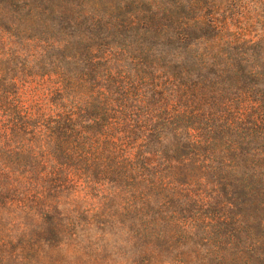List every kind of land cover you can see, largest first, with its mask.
<instances>
[{
    "label": "trees",
    "instance_id": "1",
    "mask_svg": "<svg viewBox=\"0 0 264 264\" xmlns=\"http://www.w3.org/2000/svg\"><path fill=\"white\" fill-rule=\"evenodd\" d=\"M231 4L0 0V264H110L118 233L114 264H169L206 204L264 264V34Z\"/></svg>",
    "mask_w": 264,
    "mask_h": 264
},
{
    "label": "rangeland",
    "instance_id": "2",
    "mask_svg": "<svg viewBox=\"0 0 264 264\" xmlns=\"http://www.w3.org/2000/svg\"><path fill=\"white\" fill-rule=\"evenodd\" d=\"M231 3L243 21L251 22L252 32L264 34V0H231ZM184 208L188 209L182 212L184 219L195 223V227L190 233L180 235V243L177 241L173 248L166 251L164 258L170 261L169 264H245V260L237 255L238 247L224 258L217 253L220 247L226 246L224 242H228L229 237L228 228L218 223L215 206L206 204ZM132 252V244L124 241L119 233L109 242L110 264L122 262Z\"/></svg>",
    "mask_w": 264,
    "mask_h": 264
}]
</instances>
